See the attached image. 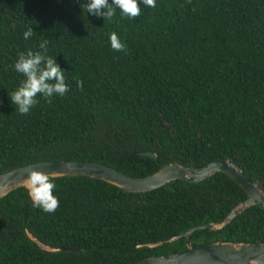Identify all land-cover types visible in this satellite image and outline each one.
I'll list each match as a JSON object with an SVG mask.
<instances>
[{"label": "trees", "instance_id": "obj_1", "mask_svg": "<svg viewBox=\"0 0 264 264\" xmlns=\"http://www.w3.org/2000/svg\"><path fill=\"white\" fill-rule=\"evenodd\" d=\"M87 2L0 0V174L81 161L143 178L164 164L224 159L264 192V0H156L155 8L137 0L140 16L122 19L117 9L112 21L87 13ZM29 27L34 35L25 40ZM112 32L127 53L111 49ZM43 39L69 91L50 104L38 94L21 115L9 96L23 79L13 66ZM49 179L59 200L52 213L34 206L26 187L0 198V264L166 256L184 248L180 234L222 222L247 199L221 172L143 193L86 177ZM215 242L264 243V210L248 207L189 238L192 247Z\"/></svg>", "mask_w": 264, "mask_h": 264}, {"label": "water", "instance_id": "obj_2", "mask_svg": "<svg viewBox=\"0 0 264 264\" xmlns=\"http://www.w3.org/2000/svg\"><path fill=\"white\" fill-rule=\"evenodd\" d=\"M141 155L156 158V155L150 152H144ZM33 171L44 173L48 177H86L101 180L128 193L152 191L174 180L195 184L208 179L217 172L224 173L244 190L247 199L236 205L222 222L192 227L180 234L177 238H184L182 250L166 256H150L134 264H264V243L215 242L196 247L189 244L190 235L196 230L220 229L251 206H258L264 210V192L227 160L215 159L200 168L183 167L176 163L164 164L154 174L143 178L129 177L108 166L94 162L34 163L0 174V198L18 187H26L29 175ZM42 248L51 252H59V250ZM70 251L79 250L73 248Z\"/></svg>", "mask_w": 264, "mask_h": 264}, {"label": "clouds", "instance_id": "obj_3", "mask_svg": "<svg viewBox=\"0 0 264 264\" xmlns=\"http://www.w3.org/2000/svg\"><path fill=\"white\" fill-rule=\"evenodd\" d=\"M140 2L149 8L156 7V0H140ZM84 9L87 13L103 17L108 21L114 19L117 9L122 19H135L141 14L137 0H112L111 5L108 0H88ZM33 35L31 27L23 32L25 40ZM48 43V39H43L39 44L40 51L28 50L19 53L13 66L14 70L23 76V79L18 88L9 96L11 103L16 105V111L21 115L29 114L30 110L38 104V94L50 104L53 96H63L69 91L65 72L58 66L55 59L47 54ZM109 43L112 50L127 53V45L121 42L116 32L110 33ZM76 86L82 89L83 81L76 79ZM29 183L34 197V206L46 213L54 212L59 206L58 198L53 195L56 185L46 174L38 171L30 173Z\"/></svg>", "mask_w": 264, "mask_h": 264}, {"label": "bare ground", "instance_id": "obj_4", "mask_svg": "<svg viewBox=\"0 0 264 264\" xmlns=\"http://www.w3.org/2000/svg\"><path fill=\"white\" fill-rule=\"evenodd\" d=\"M30 185V183L28 182L27 184H26V187L29 189V190H31L32 188H31V186H29ZM29 186V187H28ZM31 193H32V190H31Z\"/></svg>", "mask_w": 264, "mask_h": 264}, {"label": "rangeland", "instance_id": "obj_5", "mask_svg": "<svg viewBox=\"0 0 264 264\" xmlns=\"http://www.w3.org/2000/svg\"><path fill=\"white\" fill-rule=\"evenodd\" d=\"M30 186V185H29ZM28 186V187H29ZM29 190V189H28ZM32 190V189H31ZM31 190H29V193H30V195H31V197L33 198V200H34V197H33V195H32V193H31Z\"/></svg>", "mask_w": 264, "mask_h": 264}]
</instances>
